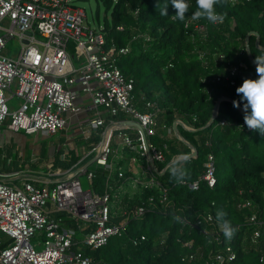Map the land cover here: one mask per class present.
I'll return each mask as SVG.
<instances>
[{
	"label": "built area",
	"instance_id": "obj_1",
	"mask_svg": "<svg viewBox=\"0 0 264 264\" xmlns=\"http://www.w3.org/2000/svg\"><path fill=\"white\" fill-rule=\"evenodd\" d=\"M189 25L204 38L206 25L187 19L185 27ZM13 41L17 49L9 45ZM129 51L128 44L107 45L102 27L86 23L85 11L76 0H0V126L7 120L6 126L15 132L52 135L66 128L69 115L85 109L83 102H77L79 97L87 96L89 102L85 106L89 114L77 125L82 152L68 168L52 167L49 161L36 176L17 183L0 179V234L9 241L0 246V264H90L85 249L103 246L111 236L120 235L129 220L149 210L141 203L132 211L122 210L121 221H114L112 201L127 177L116 166L117 151L127 150L145 161L140 177H130L135 193L157 186L154 173L168 167H157L164 161L167 145L153 141L159 108L143 97L141 107L133 94L134 78L118 67V59ZM236 76L243 77L241 68L234 65L214 78L233 86ZM12 98L19 100L17 105L9 106ZM121 114L124 119L119 118ZM184 123L194 129L187 120ZM204 168L197 180L188 183L190 188L197 189L200 181L214 187L211 153ZM96 169L105 172L102 193L93 185ZM164 200L162 189L160 202ZM248 206L249 201L240 205ZM248 222L255 227L252 239L264 238V217L253 212ZM196 224L207 231L204 224ZM227 252V260L234 259L229 248ZM216 259L217 264L224 261L220 254Z\"/></svg>",
	"mask_w": 264,
	"mask_h": 264
},
{
	"label": "trees",
	"instance_id": "obj_2",
	"mask_svg": "<svg viewBox=\"0 0 264 264\" xmlns=\"http://www.w3.org/2000/svg\"><path fill=\"white\" fill-rule=\"evenodd\" d=\"M102 2L107 10L111 8L109 19L104 16L101 24L106 44L130 46L129 53L117 63L124 75L134 78L135 101L141 107L142 97L156 103L159 126L169 127L176 116L185 118L194 129H177L195 154L191 155L182 140L157 133L153 141L167 145L164 161L157 167L163 168L174 156H185L187 159L177 162L186 169V175L179 181L173 178L171 163L162 173H154L157 186L141 188L132 196L124 194L126 210L132 211L141 203L149 210L129 220L122 233L111 236L103 246L85 249L90 264H217L218 254L224 258L222 264H264V238L253 240L255 227L248 222L253 212L264 217V134L248 128L242 106H233V100L240 102L236 88L244 78L257 75L255 55L264 54V0H217L216 11L223 15L218 23L191 19L197 0H188L190 9L184 21L175 18L170 2L168 15H160L166 0ZM187 19L206 25L204 38L193 25L185 27ZM251 31L258 33L261 46L251 34L253 61L245 49V38ZM234 65L241 68L243 77L236 76L233 86L215 80ZM223 120L227 123L221 124ZM209 153L215 159L216 184L210 188L200 181L197 189L190 188L188 183L204 172ZM129 173L127 169L125 174ZM93 185L97 192L104 191L105 172L101 169H96ZM162 189L165 200L160 202ZM244 201L250 206L240 207ZM220 209L236 229L231 239L223 235L216 218ZM208 216L212 220L207 221ZM227 248L234 259L227 260Z\"/></svg>",
	"mask_w": 264,
	"mask_h": 264
},
{
	"label": "rangeland",
	"instance_id": "obj_3",
	"mask_svg": "<svg viewBox=\"0 0 264 264\" xmlns=\"http://www.w3.org/2000/svg\"><path fill=\"white\" fill-rule=\"evenodd\" d=\"M77 4L81 6L86 14V23L91 27H98L103 23V18L106 16L108 19L110 17V9H106L102 0H76ZM9 45L17 49L19 46L17 42L13 41ZM18 99L12 98L9 102L10 105H17ZM7 120L4 124L0 126V176L3 174L13 175V178L17 177L18 174H21L24 171L25 167L29 164L39 165L41 162H48L49 158H53V165L59 167L61 164L60 155L62 150H54V154L49 156V150L57 147H65L66 145V131H58L55 134L48 136H41L39 134L32 135H19L20 132H10L8 133L9 128L6 126ZM72 129H77L73 127ZM7 131V132H6ZM114 140V138H113ZM112 140V141H113ZM33 145L32 148H30ZM23 146V147H22ZM29 148V149H28ZM35 149L37 150L35 152ZM33 156L37 155L39 160L34 163ZM123 165V164H122ZM36 166V165H35ZM125 172L127 168H122ZM131 175L126 177V180L123 182L121 189H117L114 201H112L113 213L116 214L115 222L119 223L122 219L119 214L124 210L122 204V197L124 194L132 196L135 192L132 191V188L129 187ZM1 179V178H0ZM84 182V178L82 177Z\"/></svg>",
	"mask_w": 264,
	"mask_h": 264
},
{
	"label": "clouds",
	"instance_id": "obj_4",
	"mask_svg": "<svg viewBox=\"0 0 264 264\" xmlns=\"http://www.w3.org/2000/svg\"><path fill=\"white\" fill-rule=\"evenodd\" d=\"M171 3L174 7L175 18L178 21H184L185 13L189 11L188 0H166L160 7V15L167 16V4ZM217 0H197V7L191 11V19L193 21L201 18L209 22L215 23L223 20V15L216 11ZM264 53V49L261 50ZM254 63L256 64V77L244 78L242 83L236 88V92L240 95V102L233 100V106H242L244 112L245 124L255 131L264 134V54L255 55ZM181 159H187L182 157ZM170 175L176 180H181L186 175V169L177 161H173L170 167ZM226 213L220 209L216 213V218L220 224L223 235L231 239L236 229L231 222L225 219ZM179 220L180 217H175Z\"/></svg>",
	"mask_w": 264,
	"mask_h": 264
},
{
	"label": "crops",
	"instance_id": "obj_5",
	"mask_svg": "<svg viewBox=\"0 0 264 264\" xmlns=\"http://www.w3.org/2000/svg\"><path fill=\"white\" fill-rule=\"evenodd\" d=\"M86 97L87 96H81V97H79V99H77L78 103L83 102V106L85 109L82 110L79 114L69 115L66 128L64 130H61V132L66 131L67 142H66L65 147L64 148L63 147H57V148L55 147V148H52L51 150H49V154H50L49 156L50 157L52 154H54V150L60 151V150L64 149V151L66 150V152H67L65 154V156H63L64 151L61 152L60 159H59L61 161V164L59 165V167H55L54 165L52 167L60 168V169L68 168L73 163V159L76 157V155H79L82 152L83 142L79 136V130H78V128L77 129H72V128L73 127L76 128V126L78 125V122H80V120H83V118H85L89 114V111L85 107V106L89 105V102H88ZM158 114L159 113H157V120L159 122L160 115H158ZM124 117L125 116H123L122 114L119 116V118H122V119H124ZM174 121L179 122V123H176V130L177 131H175V129L173 127ZM174 121L172 122V124L169 127H166L165 125L159 126L157 133L163 134V135L165 134V137H168V138H172V136H174V137L182 140L185 144H187L190 147L191 153L194 152L195 150H194L193 146L190 144V142H188V140L184 139L181 136V134L178 132V129H177L178 126H181L184 129L190 130L186 126V124L184 123V122H186V119L176 116ZM182 121H184V122H182ZM9 131L15 132V131L9 129L8 133H9ZM128 132L131 133V135L136 134L135 130H128ZM26 135H28V134H26ZM39 135H41V134H39ZM41 136L44 137V136H48V135H41ZM32 147H33V145L30 148H32ZM36 151L37 150L35 149V152ZM120 152L117 151V153H116V166L120 167L121 169L122 168L130 169V173L128 175H131V177H133V176L140 177V175H141L140 173L143 172V167L145 166L144 159H139V160L136 159L134 157L135 155L131 152H128L127 150L125 152H123L122 154ZM32 157H33L34 163H36L39 160V157L37 155H35V156L32 155ZM182 157H185V156H181V157L180 156H174L170 160V162L167 163L166 165H170L174 160L179 161V160H181ZM133 158H135V159H133ZM48 160H51L54 162L53 158H51V159L49 158ZM43 163L41 162L39 165L35 164L36 166L34 165V167H30V168L25 167L24 171H26V172L25 173L22 172L21 174H18L17 177H15V178H13V176H8V177L0 176V178H1V180H8V181H11L12 183H17L22 178H29L32 176H36L37 172H39L42 169V166L44 165ZM65 164L66 165L69 164V166L65 167L64 166ZM128 175L126 174V176H128ZM129 187L131 188L130 183H129ZM5 241H7V238L0 234V245L4 244Z\"/></svg>",
	"mask_w": 264,
	"mask_h": 264
},
{
	"label": "water",
	"instance_id": "obj_6",
	"mask_svg": "<svg viewBox=\"0 0 264 264\" xmlns=\"http://www.w3.org/2000/svg\"><path fill=\"white\" fill-rule=\"evenodd\" d=\"M251 34H253V35L256 36V42H258L259 38H258V33L255 32V31H251V32H249V33L247 34L246 38H245V49H246V52H247V54H248L250 60L253 61L252 58H251V56H250V49H249V37H250ZM216 107H217V104H216ZM216 107H215L214 115H215V112H216ZM212 121H213V119L210 121V123H211ZM176 123H179V122H178V121H174V122H173V127H174L175 131H177V130H176ZM134 125L137 126V128H139V129L141 130V128L138 126V124L134 123ZM141 132H142V130H141ZM142 133H143V132H142ZM194 154H195V151L191 153V155H194Z\"/></svg>",
	"mask_w": 264,
	"mask_h": 264
}]
</instances>
